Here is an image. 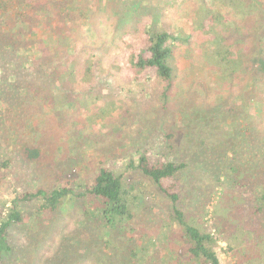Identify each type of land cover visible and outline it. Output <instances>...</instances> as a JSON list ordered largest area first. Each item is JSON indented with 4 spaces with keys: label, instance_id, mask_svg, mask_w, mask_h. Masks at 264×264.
Returning a JSON list of instances; mask_svg holds the SVG:
<instances>
[{
    "label": "trees",
    "instance_id": "1",
    "mask_svg": "<svg viewBox=\"0 0 264 264\" xmlns=\"http://www.w3.org/2000/svg\"><path fill=\"white\" fill-rule=\"evenodd\" d=\"M57 1L63 21L80 31L84 18L81 0ZM95 1L96 10L91 15L97 25L91 32L107 26L111 27L110 34H81V48L92 49V52L81 54L68 39V53L73 56L67 61H63L60 54L59 36L41 23L34 27L29 21L31 11L28 9L16 11L13 16L14 24L23 26L22 32L4 34L0 30V100L9 105V117L19 115L17 125L32 129L28 122L31 113H24L19 107L24 93L43 102L56 95L54 107L58 115L61 118L66 115L65 118L74 124H85L74 115L77 105L85 100L90 110L87 121L99 122L98 128L92 130L94 141H98L126 127L128 115L144 116L150 101L147 86L152 88L150 94L156 107L162 111L172 110L173 105L169 106L168 102L177 88L178 54L188 47L190 53H195V44L190 45L202 42L199 34H212L223 43L236 46L247 45L248 50L235 59L226 56L223 49H213L206 44L200 47L204 73L224 80L227 87L224 93L228 96H221L222 101L201 99L198 104V101H191L182 119L183 128L187 131L194 128L199 137L193 141L196 145L191 149L190 161L203 166L205 174L222 184L223 191L210 208L206 207L209 199L205 197L198 207L192 206L195 215H189L180 172L190 161H177L173 157L175 133L162 140L150 135L158 136L163 131L149 134L146 127L143 134L131 136L126 146H118L100 158L91 178L63 179L59 176L52 185L40 186L34 191L28 188L16 191L6 211H0V263H9L11 257L20 259L21 247L15 243L12 230L23 223L24 213L35 214L40 231L54 232L59 227L56 213L64 202L71 201L79 209L80 220L74 230L78 240L69 245L64 239L53 248L56 260L63 259L59 264H80L87 255L85 243L89 238L94 244L93 260L102 261V264H264V17L247 15L243 11L247 0H200L189 5L194 23L186 29L173 20L164 19L160 5L151 0H135L140 7L134 9L128 0H120L119 9L114 13L106 7L108 0ZM186 1L190 0H177L178 10L184 8ZM250 1L263 5V0ZM6 3L7 0H0V11L5 9L2 4ZM225 7L230 8V13L236 10L243 13L247 22L242 18L234 25L226 24L223 18L229 11ZM213 11L217 16H211ZM148 14L150 21L142 22V17ZM111 16L116 19L115 23L110 21ZM34 31L40 32L49 58L44 62L40 59V64L29 70ZM126 33H131V38L121 42L120 49L128 50L127 61L121 68L112 69L108 61L112 59L116 63V55L105 57L110 54V47L117 46L120 34ZM118 71L126 74L127 81L145 84L132 94L134 99L121 96V84L116 78ZM247 73L248 81L241 83ZM234 98L248 103L245 112L238 114L228 108ZM249 107L252 110H248ZM118 109L123 110L121 117L117 115ZM159 125H156L158 129ZM167 125L163 123V127ZM220 129H223L221 133ZM77 136H81V132H77ZM218 138H221L219 143ZM206 142L211 144L201 149L200 145ZM37 144L36 141L23 142L17 151L23 162L30 169L32 167L31 173L44 178L47 174L44 167L53 159V150ZM122 153L127 159L125 169L149 178L169 204L168 215L158 213L155 226H147V222L142 224V215H146L143 195L135 184L128 182L122 171L117 170ZM198 153L202 154L200 162H196ZM14 154L10 151L1 162L15 163ZM22 203L28 204L23 207ZM207 215L213 220L210 226L205 219ZM145 229L154 232L156 239L147 236ZM30 237L31 234H27V238ZM221 239L225 241L221 248L227 252L225 260L219 252ZM43 242L46 248L50 247L48 240ZM76 244L82 250L80 256H76ZM100 244L105 247V253L97 249ZM160 250L159 255L157 251Z\"/></svg>",
    "mask_w": 264,
    "mask_h": 264
},
{
    "label": "rangeland",
    "instance_id": "2",
    "mask_svg": "<svg viewBox=\"0 0 264 264\" xmlns=\"http://www.w3.org/2000/svg\"><path fill=\"white\" fill-rule=\"evenodd\" d=\"M55 1L57 0H7L5 5L2 4L5 6V9L0 11V30L4 34H18L22 32L23 26L14 24L13 16L16 11L28 9L31 11L29 21L32 22L34 27H38L41 23L45 27H50L52 33L59 36V50L61 51L60 54L63 61L70 60L73 56L71 53H68V39H70V42L75 46L76 51L79 52L78 54H81L82 52H92L90 48H81V34H89L90 36H94L95 34H102V36L110 34L111 27L107 26L105 29L102 28L96 30V32H91V29L97 25L94 21V17L91 15L96 10L95 0H81L84 18L80 31H76L73 25L63 21L64 18L62 19V15H60L59 12V3ZM195 1L199 2L200 0H190L188 1L189 3L186 1L184 8L178 10L179 4L177 0H151L152 3L160 5L159 7H161L164 19L167 21L173 20L176 25L183 26L186 29L191 28L194 23L189 14L192 9L189 5ZM128 2L132 9L140 7L136 4L135 0H128ZM247 3L249 5L245 4L243 10L247 15H257L259 17L258 14H260L261 17H264V0L263 5L253 3L250 0H247ZM119 6L120 0H108L106 4V7L111 13L116 12ZM224 9L229 11V14L223 18L226 24L234 25L237 20L242 18L247 22L248 18H244V14L240 11L236 10L237 12L233 11L230 13L231 10L229 7H225ZM100 10H102V7ZM41 11H46V15L39 14ZM210 14L214 17L217 16V12L215 11L212 13L210 12ZM111 17L110 21L115 23L116 19L113 18V16ZM150 18L149 14L145 15L142 17V22H149ZM33 34L36 35L34 36L35 42L32 49V64L27 68L29 70H33L40 64V59L44 62L49 58L48 47L40 36V32L34 31ZM130 34L131 33L120 34L116 40L117 46L110 47V54L105 58H109L112 54L116 55V63H113L112 59L108 61L113 65L112 69H114L115 66L121 68L127 61L128 50H126L125 47L120 49V43L123 41L128 42L127 40L131 38ZM203 35L205 34H199L202 39L199 45H196L195 42L190 45L193 46L192 44H195V53H190L188 47L182 48L178 54L176 62L178 67L177 88L169 97L168 102L169 106L173 105L172 110L162 111L160 107L157 106V108L155 106L156 102L150 94L152 88L147 86L149 92L148 98H150V101L147 103L148 105L144 116L139 115L137 117L136 113L128 115V125L126 127L120 128L114 135L107 134L103 138L100 137L98 141H94L92 130L98 128L99 122L98 120L87 121L86 115L90 113V110L86 108L85 100H82L77 105L74 114H77L75 119L82 120L85 124L81 122H75L74 124L73 121L65 118L66 115L64 118L58 115L57 107H54L56 95L50 100L43 102L38 97L33 98V96L24 93L23 99L25 102L24 100L20 102L19 107L24 113H31L32 117L28 122L32 126V129L26 125H17V119L20 118V116L17 115V118L9 117L7 113L9 105L0 100V211H6L7 206L10 205V201L16 196V191H21L22 189L26 190V188L34 191L40 186L52 185L56 182L55 178H59V176L63 179L77 178L78 176L84 178L93 177L98 169V160L100 158L108 154L110 150H114L116 147L118 148V146H126L131 136H135V134L140 135V133L143 134L142 131L146 127H148L147 132H150L149 134H151V132L155 134L157 131H160V133L163 131L164 133L158 136L150 135L158 139L161 138L162 140H164V137L168 134L172 135L175 133V137L172 139L176 145L175 155L173 157L176 158L175 160L177 161H190L191 149L195 148L196 145L193 141H197L199 137L196 135V131H193L194 128H191L189 131L183 128L182 119L184 118L185 111L190 109H188V107L192 105L191 101H198L196 104H198L201 99H207L208 101L216 99L217 101H222L220 100L221 96L222 98L223 95L225 98L228 96L224 93L227 88L224 80L217 78L214 74L209 72L204 73L203 56L201 55L200 47L206 44L210 45L213 49H223L226 56L234 59L242 52L248 50L247 45L241 44L236 46V44L233 43H223L221 39L214 37L212 34ZM193 38L196 39L197 42L196 36H193ZM248 76V73L245 74L241 79V83L247 82L249 79ZM125 77L126 74L124 72L118 71L116 78H118L121 84V96L131 100V98H135L132 94L138 92L141 87H145V84L141 83V81H127ZM94 80L95 79H93V81ZM23 87L21 86L20 88L23 89ZM22 89L20 91H22ZM179 91L183 92V94L180 95ZM247 104L248 103L243 101L242 98H234V100H230L228 108L231 110L233 109L235 113L239 114L245 112ZM249 108L248 110H252L251 107ZM227 113L228 112L225 114ZM250 113L252 112L248 114ZM117 115L121 117L123 115V110L118 109ZM158 123H160V129L156 127ZM163 123L168 124L167 127H163ZM222 127L226 130L225 126ZM223 129L219 130L220 133ZM77 132H81V136H77ZM34 141H36L39 146L40 144L42 146H49L53 150V159L48 161L47 165L44 167L47 170V174L44 178H41L40 175L35 177L33 173H31L32 167L30 169V166L23 162L22 157L19 156L17 151L18 147L21 146L23 142L32 143ZM219 141H221V138H218L217 142L219 143ZM210 144V142H206L200 145V147L201 149L204 146L208 148ZM10 151L16 153V155H14L16 156L15 159L17 163L15 161H13L15 163L7 164L1 162L2 159L7 158V154H9ZM120 156V164L117 170L125 174L129 183L136 185V188L140 190L144 198V212L146 215H142V220H144L142 224L147 222V226H155V218H157L158 213L168 215L170 210L169 204L149 178L137 171L125 169L127 159H125L124 153L120 154ZM201 160H203L202 154L199 155L198 153L196 162H200ZM188 164L189 165L180 173L183 178L181 187L187 196V213L191 215L193 214L191 210L192 206L198 207L200 205L199 203L204 200L205 197L209 199V203L206 207L210 208L217 200L220 192L223 191V186L219 184V182H215V179L213 180L210 176L205 174V169L200 164L194 165L191 161ZM31 181H33V183H30ZM27 204L28 203H22L21 205L24 207L27 206ZM35 209L36 208L33 207V210ZM78 211L79 209L76 204L71 201L64 202L56 213L59 224V227L55 229L57 230L56 232L55 230L52 232L45 229L40 231V224H38V218L35 214H32L31 211H28V214L24 213L23 223L18 228L12 230L15 243L21 247L19 251L20 259L15 260L11 257L7 264H59L58 262L63 259H59V261L56 260L57 253L53 254V248L64 239L68 241L69 245H71V241L75 240L73 243L75 244L76 240H78L76 231H74L80 220ZM205 219L207 226H210L213 221L212 218L207 215ZM29 233L31 237L27 238V234ZM53 233H55L54 236ZM145 233L147 236H150V238H153L152 240L156 239L155 235H153L154 232L145 229ZM158 234H160V232ZM81 238L82 236L80 239ZM84 238L85 237H83V239ZM45 239L49 242L50 247L48 248L43 244ZM218 242L220 256L225 260L227 258V252L221 251L225 241L221 239ZM93 246V241L89 238L85 243L87 255L79 261L80 264H102V261L98 263V260H93L95 255ZM96 247L100 252L104 251L105 253V247L102 244ZM79 248L80 246L76 244V256L81 255L79 253H81L82 250ZM161 253V250L157 251V254L160 255Z\"/></svg>",
    "mask_w": 264,
    "mask_h": 264
}]
</instances>
